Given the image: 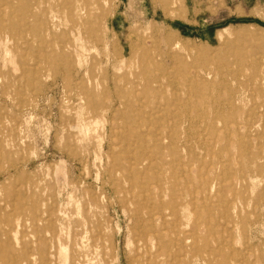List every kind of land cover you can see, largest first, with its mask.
I'll return each instance as SVG.
<instances>
[{
	"label": "rangeland",
	"instance_id": "rangeland-1",
	"mask_svg": "<svg viewBox=\"0 0 264 264\" xmlns=\"http://www.w3.org/2000/svg\"><path fill=\"white\" fill-rule=\"evenodd\" d=\"M34 1L0 0V264H138L150 228L157 264H264V0Z\"/></svg>",
	"mask_w": 264,
	"mask_h": 264
},
{
	"label": "bare ground",
	"instance_id": "bare-ground-1",
	"mask_svg": "<svg viewBox=\"0 0 264 264\" xmlns=\"http://www.w3.org/2000/svg\"><path fill=\"white\" fill-rule=\"evenodd\" d=\"M35 1H38V0H35ZM33 2V3H28V2H25L24 3V6L25 7H28L27 5H36V3H39V2ZM69 10H71V6H69V8H68ZM81 9V11L83 10V7H81L80 8ZM54 17V16H53ZM39 19V18H38ZM202 56H203V58H205L206 60H209L210 58H209V55H208V53L206 52V51H204L203 53H202ZM159 79V77H152L151 78V81H157ZM165 137V136H164ZM144 194V193H143ZM144 199V198H143ZM52 208V207H51ZM156 212V211H155ZM173 212H174V214H176V207H173ZM135 213V212H134ZM38 214H40V213H38ZM49 214V213H48ZM224 214V213H223ZM48 216V215H47ZM50 216V215H49ZM153 216V215H152ZM162 217V216H161ZM48 221V220H47ZM48 224V223H47ZM36 227V226H35ZM153 227V226H152ZM147 231H150V232H152V234H151V236H150V238H149V235H150V232L149 233H147L146 234V237L147 238H145V244L144 245H141V247L140 248H142V250L146 253V254H143L144 252H142L141 251V249H139L138 248V251H140V252H138L137 254L139 255V258H138V264H157V262H158V258L157 257H154V256H156V253L154 254L153 253V255L151 254V253H149V249H147V245H149V243H151L150 241L151 240H154V242H153V245L156 247H158L159 246V242H158V239L159 238H161V235L158 233L159 232V230H157V229H149V230H147ZM152 244V243H151ZM156 244H158V245H156ZM19 252V251H18ZM3 254V253H2ZM18 254H20V253H18ZM137 255V256H138ZM10 256V255H9ZM15 256V255H14ZM17 256V255H16ZM22 256L23 255H21L20 257V260L22 259ZM6 257V256H5ZM1 258V257H0ZM19 258V257H18ZM154 258V259H153ZM6 259H7V257H6ZM17 259V258H16ZM15 258H13V257H11L10 256V262H11V264H16V260ZM5 260V259H4ZM8 263V262H7ZM6 263V264H7Z\"/></svg>",
	"mask_w": 264,
	"mask_h": 264
}]
</instances>
